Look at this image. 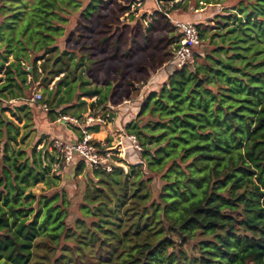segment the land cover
<instances>
[{
    "label": "trees",
    "instance_id": "trees-1",
    "mask_svg": "<svg viewBox=\"0 0 264 264\" xmlns=\"http://www.w3.org/2000/svg\"><path fill=\"white\" fill-rule=\"evenodd\" d=\"M142 2L0 0V264H264V0H233L195 24L192 62L124 126L136 165H65L44 135L20 146L36 83L49 122L78 120V142L85 112L132 100L169 65L178 34L165 14L181 19L187 0ZM90 144L116 151L111 139Z\"/></svg>",
    "mask_w": 264,
    "mask_h": 264
},
{
    "label": "built area",
    "instance_id": "built-area-1",
    "mask_svg": "<svg viewBox=\"0 0 264 264\" xmlns=\"http://www.w3.org/2000/svg\"><path fill=\"white\" fill-rule=\"evenodd\" d=\"M139 5L140 4L138 3L137 6ZM165 15L174 24L176 32L178 34V39L173 46V55L170 59L169 65H172V67H174L175 69H181L193 60L194 49L199 44L198 32L195 28L194 23L188 21L173 20L169 14ZM31 100L40 101L41 96L35 93ZM128 103L129 101L123 102V104ZM116 107L118 106L105 107L109 110H103L104 112L100 116H98V112L100 110L95 113L87 114L84 117L83 127H81V141L72 144L60 140L52 141V147L62 156L65 165L69 164L72 161L73 157L77 155L83 158L91 169L101 168L106 172H109L111 170L109 165L111 156L110 153L101 155L98 153L97 149L90 144L92 142V136L88 128L93 125L105 124L111 118V112ZM40 109L43 111H47L45 105H43ZM57 121H66L70 124H78V120L67 116L60 117ZM126 138L136 150L141 151V147L133 136H126Z\"/></svg>",
    "mask_w": 264,
    "mask_h": 264
},
{
    "label": "rangeland",
    "instance_id": "rangeland-1",
    "mask_svg": "<svg viewBox=\"0 0 264 264\" xmlns=\"http://www.w3.org/2000/svg\"><path fill=\"white\" fill-rule=\"evenodd\" d=\"M175 1H178V0H175ZM197 1H198V5H196ZM202 1L203 0H187V3H188L187 4V10L186 11L177 10V11H175L174 14L181 15L187 21L190 20L188 22H192V23L194 22V24H197V23L207 24V22L211 18H213V16H215L216 14H221L222 10H230L232 4L235 2V1L233 2V0H209V2H211L212 5H216L214 3L217 2L216 7H214V10H212V7H209L207 4H204ZM210 11H211V14H208ZM201 14H203V15L205 14L204 15L205 17H202V18L198 17V15H201ZM171 17L173 19H175V16L171 15ZM59 46L62 48V46H63L62 43H60ZM199 46H200V44H199ZM199 46H197L198 49L200 48ZM197 48L194 49V52L196 50H198ZM169 67H168V70H170V68H172V66L170 68ZM35 93H37V94H39L41 96V100H40L41 102L35 104L33 107L30 108V111H31L32 116H33V121L36 120V123H37L38 120H41L40 123H42L43 121H47L49 123V120L46 117L47 111H43V110L40 109L43 106L42 105L43 101L46 100V95L43 93V86L39 85L38 83H36L35 87H34V89L32 91V94L30 95L29 98H32ZM35 102H37V101H33V103H35ZM86 102H87V105L85 107L88 108V105L90 104L91 100L86 99ZM7 105H9V106L20 105V102H18L16 104L14 102L10 103V104L8 103ZM103 110H109V109L108 108H104V109L100 110L98 112V116H100L104 112ZM87 113L89 114L90 112L87 111L83 115L85 116ZM67 117L74 118L72 115H69ZM57 119H59V117ZM40 123L39 124L37 123V125H40ZM50 123H51V125H54L53 124L54 122H50ZM34 126H36V125L33 122L32 126L30 127V131L27 134L26 139L23 141L22 144H20V146H22L23 148L27 149L28 147L35 145L37 143L39 137L41 136V135H39L38 129H33ZM68 128H71V127H68ZM40 130H42V129L40 128ZM23 132H25V131L23 130ZM122 136H123L122 132H120V131H112L110 133V135L108 134V135H104L103 137H101L102 139L104 138L103 141H102L103 143H106L107 139H111V145L116 147V151L110 153V155H113V156H115L117 158L120 157V154L118 153L120 148H119V146L117 147L115 145L118 143V141L121 138L125 137V136L124 137H122ZM94 138L98 139L99 137H98V135H95ZM41 146H42V144H40L38 146V148H40ZM135 155L136 154H133V153L131 154V156H135ZM113 156L111 157V160H112V162H115L116 160L114 159ZM125 160L128 162V164L130 166H134V165H136L139 162V160H137L135 157L130 158L128 155H125ZM67 169H68L67 167L64 168L62 174L63 173L65 174L67 172ZM122 170H123L124 174H128L127 178H126L127 184H128V188H131L132 186H137V184L135 183L136 175L134 174V171H132V167L122 166ZM145 177H147V176H145ZM82 180L83 179H81V181ZM157 182H158L157 179H153L152 180V185L157 187ZM60 187H64V188L68 189L70 191V194H71L70 196H72L74 194L75 187L73 185L66 184V181H62L60 183ZM142 188L143 189L145 188L144 183L141 186V190H143ZM31 191L36 193V194H40L43 191H45V187L42 184H39L36 187H34L33 189H31ZM73 196H75V195H73ZM124 196H129V193L124 195ZM79 198H80V196H79ZM77 202H78V200H77Z\"/></svg>",
    "mask_w": 264,
    "mask_h": 264
},
{
    "label": "crops",
    "instance_id": "crops-1",
    "mask_svg": "<svg viewBox=\"0 0 264 264\" xmlns=\"http://www.w3.org/2000/svg\"><path fill=\"white\" fill-rule=\"evenodd\" d=\"M158 1L159 0H143L142 7L144 11H149L151 7L158 9L159 8ZM139 4H141V2H139ZM173 20L187 21L184 17H182L180 20L179 19H173ZM169 66L171 67V65H168L166 67L164 66L161 70L156 72V74H154L151 77V79L147 82V84L142 86L140 90H138V94L132 100H129L128 104H121L120 106L114 108L111 112L112 114L111 118L105 124L97 125L98 127L97 132H91L92 141L104 145L105 143L102 142L104 138L102 139L101 137L108 134L110 135L112 131H120L123 134L122 137L126 136L124 133V126L135 119L138 112V107L141 104L142 99L148 93L157 91L159 87L163 83H165L167 79L166 73L171 71V68ZM168 67L170 68V70H168ZM14 103L16 104V102ZM57 120L58 119H56V121L53 123L54 125H51V123L50 122L48 123L47 121H43L42 123H40L41 120L37 121L38 124L40 123V125H37L36 120H34L33 122L35 123L36 126H34L33 129H38L39 135L47 136L49 140H60L69 144L77 142L78 137H80V134L78 132L79 129L66 121H57ZM40 128L42 130H40ZM95 135H98L99 140L94 138ZM124 138H121L116 144V146L117 147L119 146L120 148L118 153L120 154V156L128 155L130 158H133L134 156H131V154L132 153L135 154V153L133 152L131 144L127 141L126 137Z\"/></svg>",
    "mask_w": 264,
    "mask_h": 264
}]
</instances>
